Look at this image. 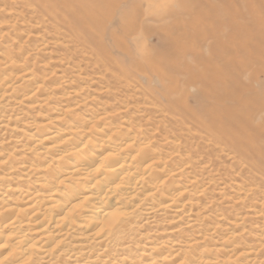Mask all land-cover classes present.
<instances>
[{
  "label": "bare ground",
  "instance_id": "1",
  "mask_svg": "<svg viewBox=\"0 0 264 264\" xmlns=\"http://www.w3.org/2000/svg\"><path fill=\"white\" fill-rule=\"evenodd\" d=\"M133 1L0 0V264L261 261L264 0Z\"/></svg>",
  "mask_w": 264,
  "mask_h": 264
},
{
  "label": "rangeland",
  "instance_id": "2",
  "mask_svg": "<svg viewBox=\"0 0 264 264\" xmlns=\"http://www.w3.org/2000/svg\"><path fill=\"white\" fill-rule=\"evenodd\" d=\"M227 1L228 0H137V1L134 0L133 2L134 3L136 2L137 4H141V7L146 12V14L154 15V14H157V13H160V12H162V13H168V12H172V11H176L177 12L181 6H184L185 8H190L191 6H194L193 10H195V12L197 14L199 13L200 15H205V13H208V12L211 13L212 12V10H211L212 6L221 7L224 4L225 5L224 7L227 8L229 6V5H226ZM200 5H201V7H200ZM236 7L237 8H230V9H228V11H231L230 13H236L237 11L241 12L240 15H238L236 18H237V22L242 24V25L253 24L255 20L257 21L259 19L264 20V18H260L258 15H253L251 17L249 15H247V12L245 11V7L243 8L242 4H240V3H237ZM152 25H154V24H152ZM154 26H156V25H154ZM214 27H217V25L215 24ZM227 31H230V30L227 29ZM231 32L233 33V36H236V34H235L236 32L235 31L231 30ZM225 36H226V34H225ZM225 41H226V39L223 38V36H222L221 42L224 43ZM257 44H258V42L251 41V39H247L246 43H245V45H246V47L248 48V51H249V52H247V58L248 59L252 58V61H251L252 63L251 64H252L253 67H255V66H263L262 65L263 62L262 63L257 62L258 61L257 57L259 55L257 53V51H256ZM240 55H242V57L238 58L237 60L244 62L247 59L246 55L243 56L244 54H242V53ZM257 81L264 85V74H260L258 76V80ZM255 85H256V88H257L256 90H260L257 87L259 84L256 83ZM20 125H23V124H20ZM224 160H225V158H224ZM226 160H225V162L223 160L221 162H219V165H222V167L226 166V165L229 166L231 162L228 161V160L226 161ZM252 175L253 174L249 175L250 178H252L254 176V175L253 176ZM255 177L256 176H254V178ZM242 179H244V178H242ZM238 180H241V178H237V182H238ZM242 181L244 182V185L247 183L246 186H250L251 185L252 188L255 189V191L257 190L256 191L257 192L256 195L253 196L251 201L250 200H248V201L245 200V201H242L243 203L241 202V204H237L238 202L236 201L237 202L236 203L235 200H233L234 203L232 201H231L232 203L230 201H228L229 202L228 203L227 201H224V199L221 200L219 196H216L217 194H214V193L210 194V192L208 193V198L214 197L216 201L218 200V202H216V203L221 208H224V209L229 210V211L230 210L232 211V209H233V212H232L233 215H236V214H238L239 216H242V215H245V214L248 215L247 219L248 220L250 219V221H247L244 224V226H243V228L246 229L245 232H244L245 234H244V237H243V242L249 243V241H251L252 238H253V234L255 233L253 231V229H255V228L251 224V222H252L251 221V216H253L251 213H253V212H251V210L248 209V206L249 205L251 206L250 202L253 203V205H254L258 201L257 204L259 205V202H260V205L262 207H264V203L262 202V200L264 201V187L261 186L262 184L264 186V178H261V177L257 176L256 177V181L257 182H255V183H251L252 182L251 180H241V181H239V184ZM248 183H249V185H248ZM259 186L262 187V188H260ZM256 196H258V197H256ZM227 199H229V198H227ZM231 207H232V209H231ZM248 211H250L251 213H248ZM260 223L262 224L261 226H263V223L260 220V221L256 222L255 227H259ZM164 225H165V223H164ZM137 227H141V226H137ZM161 228H162V225H161ZM142 231L143 232H141V233L144 234L145 230H142ZM153 233H155V231L154 232H150L149 236L154 237V236L157 235L156 233H155L156 235H154ZM257 257H258V260H261V261H259L257 263L258 264H264V249H263V251L258 253Z\"/></svg>",
  "mask_w": 264,
  "mask_h": 264
}]
</instances>
